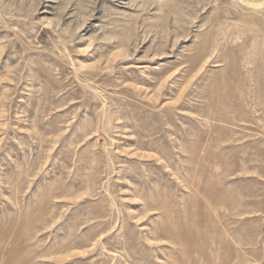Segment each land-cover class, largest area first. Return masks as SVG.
<instances>
[{
	"label": "rangeland",
	"instance_id": "rangeland-1",
	"mask_svg": "<svg viewBox=\"0 0 264 264\" xmlns=\"http://www.w3.org/2000/svg\"><path fill=\"white\" fill-rule=\"evenodd\" d=\"M0 264H264V0H0Z\"/></svg>",
	"mask_w": 264,
	"mask_h": 264
}]
</instances>
